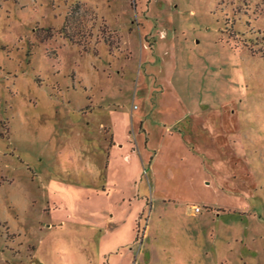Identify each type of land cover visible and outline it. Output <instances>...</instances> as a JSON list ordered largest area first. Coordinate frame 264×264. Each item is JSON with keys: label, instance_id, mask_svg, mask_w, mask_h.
<instances>
[{"label": "rangeland", "instance_id": "obj_1", "mask_svg": "<svg viewBox=\"0 0 264 264\" xmlns=\"http://www.w3.org/2000/svg\"><path fill=\"white\" fill-rule=\"evenodd\" d=\"M0 264H264V0H0Z\"/></svg>", "mask_w": 264, "mask_h": 264}, {"label": "crops", "instance_id": "obj_2", "mask_svg": "<svg viewBox=\"0 0 264 264\" xmlns=\"http://www.w3.org/2000/svg\"><path fill=\"white\" fill-rule=\"evenodd\" d=\"M111 141H112L111 145L116 146L117 142H114L115 141L114 135L111 136Z\"/></svg>", "mask_w": 264, "mask_h": 264}, {"label": "built area", "instance_id": "obj_3", "mask_svg": "<svg viewBox=\"0 0 264 264\" xmlns=\"http://www.w3.org/2000/svg\"><path fill=\"white\" fill-rule=\"evenodd\" d=\"M195 211H196V212H199V209H198V208H196V209H195Z\"/></svg>", "mask_w": 264, "mask_h": 264}]
</instances>
